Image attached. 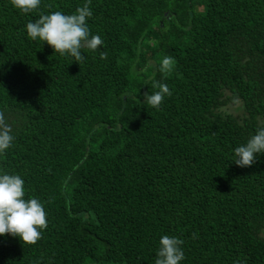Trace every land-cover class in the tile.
<instances>
[{
	"label": "trees",
	"instance_id": "16d2710c",
	"mask_svg": "<svg viewBox=\"0 0 264 264\" xmlns=\"http://www.w3.org/2000/svg\"><path fill=\"white\" fill-rule=\"evenodd\" d=\"M85 5L102 44L79 63L27 37ZM0 112V172L47 220L35 243L0 236V264H154L162 235L179 264H264V153L232 161L264 127V0H0Z\"/></svg>",
	"mask_w": 264,
	"mask_h": 264
},
{
	"label": "clouds",
	"instance_id": "9594fccd",
	"mask_svg": "<svg viewBox=\"0 0 264 264\" xmlns=\"http://www.w3.org/2000/svg\"><path fill=\"white\" fill-rule=\"evenodd\" d=\"M41 0H11L14 8L22 13L38 10ZM91 10L85 5L72 14L54 11L40 14L34 21L25 25L29 39L46 42L61 55H69L76 62L84 59L80 49L82 45L95 50L102 40L98 35H89L86 18ZM103 55V54H102ZM173 58L164 56L160 61L162 72L170 70ZM169 93L166 85L161 84L159 91L144 94V101L158 107L164 96ZM12 130L0 112V153L8 149L13 142ZM264 153V127H260L245 143L233 149L232 161L240 167L251 165L254 159ZM47 227L46 213L42 203L36 197L25 198L24 180L16 173L0 172V236L5 233L18 237L20 241L35 243ZM176 236L162 235L158 241L154 264H179L184 259L182 244Z\"/></svg>",
	"mask_w": 264,
	"mask_h": 264
}]
</instances>
